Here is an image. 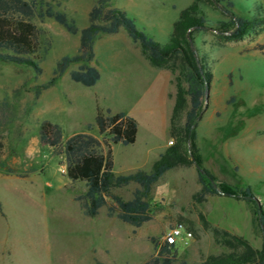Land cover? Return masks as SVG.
<instances>
[{
  "label": "rangeland",
  "instance_id": "obj_1",
  "mask_svg": "<svg viewBox=\"0 0 264 264\" xmlns=\"http://www.w3.org/2000/svg\"><path fill=\"white\" fill-rule=\"evenodd\" d=\"M42 1L62 10L77 29L86 25L94 2ZM192 1L109 0V6L123 10L137 29L165 44L180 11ZM229 1L235 16L256 21L240 39L226 38L233 24L220 9L226 7L225 0L199 2L204 28L178 35L204 58L211 73L194 129L195 152L214 185L248 186L264 210V3ZM33 23L42 31L38 53L30 55L39 72L0 61V104H5L0 115V264H141L154 254L150 238L161 243L175 222L183 223L191 239L175 247L173 264H201L210 256L241 251L230 236L259 251L262 235L256 204L221 194L200 197L191 163L173 166L151 185L145 198L151 218L139 227L106 216L104 207L93 217L82 214L73 196L83 191V184L68 180L62 154L38 140L39 124H57L64 140L74 132L96 135L97 109L124 112L135 122L134 137L127 145L110 142L114 175L149 171L164 144L166 149L179 142L188 155L189 141L181 136L186 98L174 119L171 114L166 119L170 106L164 92L173 103L179 61H174L173 70L150 66L121 28L98 35L90 63L99 78L92 86L69 79L68 71L79 62L70 63L52 83L42 86L52 76L55 61L76 52L78 35L49 18ZM258 45L263 49H253ZM181 85L185 88L184 82ZM88 123L92 127L86 130ZM109 136L105 133L106 139ZM135 187L130 183L111 191L128 199Z\"/></svg>",
  "mask_w": 264,
  "mask_h": 264
},
{
  "label": "trees",
  "instance_id": "obj_2",
  "mask_svg": "<svg viewBox=\"0 0 264 264\" xmlns=\"http://www.w3.org/2000/svg\"><path fill=\"white\" fill-rule=\"evenodd\" d=\"M204 0H193L182 9L173 24L168 42L159 44L145 32L135 27L132 18L117 7L109 6V0H94L86 13L87 23L77 29L74 20L66 16L62 10L52 8L42 0H0V61L22 64L39 72L36 61L30 55H36L40 46L42 31L33 23L49 18L63 27L69 34H77V49L72 55H63L54 63L52 76L42 86L52 83L62 74L70 63L79 62L76 69L68 71L69 79L82 86H92L99 78L94 66L88 63L93 59V40L99 34H113L122 28L131 42L137 44L140 54L155 68L173 70L174 61H179V75L175 77V95L171 109V120L178 114L185 104L181 136L189 141L188 155H185L180 143L168 146L152 163L149 171L136 169L128 174L114 175L110 142L121 145L133 141L135 122L122 111L111 113L109 109H97L93 118L96 135L88 132H74L61 139V129L57 124L42 121L38 128V140L51 147L53 152L62 154L64 175L71 182L79 181L83 184V191L74 195L73 200L83 215L93 217L100 207L105 208V215L115 217L122 223L132 227H139L151 218L150 203L145 199L151 185L168 169L178 164H193L197 180L200 184L198 195L221 194L224 196L242 198L255 203L253 194L248 186L236 188L226 183H213L212 176L202 168L198 153L195 152V126L198 114L202 110L204 89L209 87L211 73L204 58L197 57L188 41L181 42L178 35L187 29L204 28L198 3ZM226 1V7H220L232 24L233 29L226 36L228 39L238 40L245 34L255 20L235 16L228 8L232 2ZM264 3V0H262ZM195 14H199L195 17ZM187 38V35H185ZM47 46V45H46ZM253 49H263L258 45ZM46 51V47L43 49ZM40 58L39 55L35 57ZM172 61V62H171ZM181 82L185 83V88ZM4 103L0 104V115H3ZM86 124V130L91 129ZM109 132L108 139L105 133ZM172 133V132H171ZM1 149V143H0ZM6 172H11L6 170ZM136 184L128 199H122L111 190ZM256 217L262 235L261 249L252 250L240 237L230 236L241 251L210 256L201 264H264V210L256 208ZM154 254L141 264H173L176 246L157 243L153 237ZM97 263V262H96ZM98 264V263H97Z\"/></svg>",
  "mask_w": 264,
  "mask_h": 264
},
{
  "label": "built area",
  "instance_id": "obj_3",
  "mask_svg": "<svg viewBox=\"0 0 264 264\" xmlns=\"http://www.w3.org/2000/svg\"><path fill=\"white\" fill-rule=\"evenodd\" d=\"M191 239V232L182 222H175L163 234L161 242L173 246L185 245Z\"/></svg>",
  "mask_w": 264,
  "mask_h": 264
},
{
  "label": "crops",
  "instance_id": "obj_4",
  "mask_svg": "<svg viewBox=\"0 0 264 264\" xmlns=\"http://www.w3.org/2000/svg\"><path fill=\"white\" fill-rule=\"evenodd\" d=\"M174 23H175V22H174ZM174 23H173V24H174ZM173 24H172V28H173ZM120 29H121V28H120ZM171 31H172V30H171ZM113 34H114V33H113ZM97 37H98V35H97V36L95 37V39L93 40L92 50H93V48H94V46H95V43L98 44V42H96ZM101 38H102V37H101ZM104 40H106V42H109L108 39H104ZM102 44H103V43H102ZM93 54H94V52H93ZM93 57H94V56H93ZM91 61H93V59H92ZM88 64L91 65V66L94 65L93 63H90V62H89ZM167 82H168V79H167ZM164 98L169 102V106H170L169 113H167V116H166V119H167V121H168L169 115L171 114V109H172V105H173V103H171L170 99L168 98V92H167V91L164 92ZM169 106H168V107H169ZM167 121H166V123H167ZM166 125H167V124H166ZM166 125H165V128H164L165 131H166ZM164 150H165V144L163 145V149H162V151H161L160 153L157 154V158H158L159 154H161ZM157 158H156V159H157ZM156 159H155V160H156ZM155 160H154V161H155ZM154 161H153V162H154ZM153 162H152V163H153ZM129 184H130V183H129ZM133 184H134V183H133Z\"/></svg>",
  "mask_w": 264,
  "mask_h": 264
},
{
  "label": "water",
  "instance_id": "obj_5",
  "mask_svg": "<svg viewBox=\"0 0 264 264\" xmlns=\"http://www.w3.org/2000/svg\"><path fill=\"white\" fill-rule=\"evenodd\" d=\"M207 88L204 89V95H203V107L205 106V102H206V98H207ZM201 112L198 114V117L200 116ZM254 201H255V204H256V208L259 209L260 206H259V203L257 201V199L255 197H253Z\"/></svg>",
  "mask_w": 264,
  "mask_h": 264
}]
</instances>
